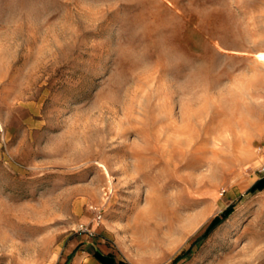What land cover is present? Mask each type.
<instances>
[{"label": "rangeland", "instance_id": "obj_1", "mask_svg": "<svg viewBox=\"0 0 264 264\" xmlns=\"http://www.w3.org/2000/svg\"><path fill=\"white\" fill-rule=\"evenodd\" d=\"M261 54L264 0H0V264H264Z\"/></svg>", "mask_w": 264, "mask_h": 264}, {"label": "trees", "instance_id": "obj_2", "mask_svg": "<svg viewBox=\"0 0 264 264\" xmlns=\"http://www.w3.org/2000/svg\"><path fill=\"white\" fill-rule=\"evenodd\" d=\"M261 187H264V178L257 182L249 191L248 193H253L260 189ZM234 211V207L230 206L224 213H222L221 216H217L213 219V221L210 223L208 228L206 229L204 235L201 239H204L209 236V234L217 227L219 226L224 220H226ZM102 264H128L125 262H119L117 263L114 256L111 254L103 255L102 256Z\"/></svg>", "mask_w": 264, "mask_h": 264}, {"label": "bare ground", "instance_id": "obj_3", "mask_svg": "<svg viewBox=\"0 0 264 264\" xmlns=\"http://www.w3.org/2000/svg\"><path fill=\"white\" fill-rule=\"evenodd\" d=\"M260 56H261V58H264V54H261ZM258 58H259V55H258ZM261 58H260V59H261Z\"/></svg>", "mask_w": 264, "mask_h": 264}, {"label": "built area", "instance_id": "obj_4", "mask_svg": "<svg viewBox=\"0 0 264 264\" xmlns=\"http://www.w3.org/2000/svg\"><path fill=\"white\" fill-rule=\"evenodd\" d=\"M263 172H264V167L262 168Z\"/></svg>", "mask_w": 264, "mask_h": 264}]
</instances>
